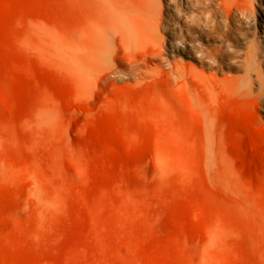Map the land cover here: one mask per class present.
<instances>
[{
    "label": "rangeland",
    "instance_id": "1",
    "mask_svg": "<svg viewBox=\"0 0 264 264\" xmlns=\"http://www.w3.org/2000/svg\"><path fill=\"white\" fill-rule=\"evenodd\" d=\"M262 20L0 0V264H264Z\"/></svg>",
    "mask_w": 264,
    "mask_h": 264
},
{
    "label": "bare ground",
    "instance_id": "2",
    "mask_svg": "<svg viewBox=\"0 0 264 264\" xmlns=\"http://www.w3.org/2000/svg\"><path fill=\"white\" fill-rule=\"evenodd\" d=\"M262 22H264V20H262ZM259 75H260V79H263L264 78V72L260 70L259 72ZM250 91H252V86H250ZM252 94V92H251ZM232 151V150H231ZM233 152V151H232ZM234 154V153H233ZM229 171L230 173L233 175V177L235 178L236 181H238L239 183L241 184H244V179H243V176L242 174L239 172L238 169H236L235 167L233 166H230L229 167Z\"/></svg>",
    "mask_w": 264,
    "mask_h": 264
}]
</instances>
